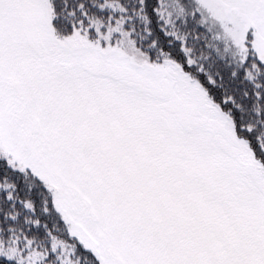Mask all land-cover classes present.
<instances>
[{
	"label": "snow or ice",
	"instance_id": "6c2138e0",
	"mask_svg": "<svg viewBox=\"0 0 264 264\" xmlns=\"http://www.w3.org/2000/svg\"><path fill=\"white\" fill-rule=\"evenodd\" d=\"M0 264H264V0H0Z\"/></svg>",
	"mask_w": 264,
	"mask_h": 264
}]
</instances>
